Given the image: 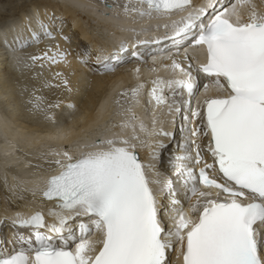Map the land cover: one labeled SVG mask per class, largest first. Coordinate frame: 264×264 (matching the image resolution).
I'll use <instances>...</instances> for the list:
<instances>
[{"label": "snow or ice", "instance_id": "1", "mask_svg": "<svg viewBox=\"0 0 264 264\" xmlns=\"http://www.w3.org/2000/svg\"><path fill=\"white\" fill-rule=\"evenodd\" d=\"M65 6L0 0L4 126L114 94L5 150L0 264H264V0H100L112 42L79 50Z\"/></svg>", "mask_w": 264, "mask_h": 264}, {"label": "bare ground", "instance_id": "2", "mask_svg": "<svg viewBox=\"0 0 264 264\" xmlns=\"http://www.w3.org/2000/svg\"><path fill=\"white\" fill-rule=\"evenodd\" d=\"M17 1L18 4L21 3V0ZM7 2L13 4L11 0H7ZM60 2L63 5H66L65 7H62L61 14L67 22L68 29H70L74 35V50H79L77 49V45L94 49L98 45L104 44L106 41L110 46L112 41L108 33L112 30L111 22L97 16L92 9L87 7L90 3L99 5L100 0H60ZM108 2H111V0H108ZM199 2H203V0H199ZM102 10L103 9H101V11ZM12 15L13 13L9 16L2 17L4 15L3 13H0V25H3V23L7 19H10ZM14 15L19 16V12H15ZM68 29H66V31ZM75 38H77V41H80H78L79 44L76 43ZM120 38L127 39L129 38V34L124 33ZM39 47L43 48L44 44H41ZM32 51H37V49L34 47ZM0 61H4L2 52H0ZM5 70L12 71L10 68H6V66L3 69L0 68V72ZM38 71L39 69H37V72ZM15 75L19 76L20 74L15 73ZM33 75L35 74L30 73L20 78L22 81L30 80ZM152 75L154 74L149 73L145 68V78L149 79ZM117 79L119 80V77H117ZM110 94H114L111 89H99L93 92L86 102V107L82 112L76 113L74 116L65 119V128L63 130L51 126L36 124L24 117H13L11 115L8 117L10 122L9 127L6 128L3 123V113H0V173L3 172L5 150L11 148L13 145L18 149H28L32 137H39L48 141L49 137L54 138L58 134H61L62 131L71 133L69 139H74L83 134L88 128V114L90 110L98 108L109 98ZM16 154L20 155L21 153L17 152ZM4 195L5 193L2 182H0V210H2L3 207ZM17 210L22 212L29 211L28 209Z\"/></svg>", "mask_w": 264, "mask_h": 264}, {"label": "rangeland", "instance_id": "3", "mask_svg": "<svg viewBox=\"0 0 264 264\" xmlns=\"http://www.w3.org/2000/svg\"><path fill=\"white\" fill-rule=\"evenodd\" d=\"M11 2H12L13 4H14V3H15V4H18V1H17V0H11ZM11 14H12V13L10 12L9 15H11ZM9 15H8V16H9ZM2 17H6V16H2ZM75 39H76V43L79 44L80 41L78 40V41H79V42H78V41H77V38H75ZM0 68H1V69L5 68V63H4V61H0ZM32 74H35V73H32Z\"/></svg>", "mask_w": 264, "mask_h": 264}, {"label": "water", "instance_id": "4", "mask_svg": "<svg viewBox=\"0 0 264 264\" xmlns=\"http://www.w3.org/2000/svg\"><path fill=\"white\" fill-rule=\"evenodd\" d=\"M122 3L124 2V0H120ZM127 34H129V33H127Z\"/></svg>", "mask_w": 264, "mask_h": 264}]
</instances>
